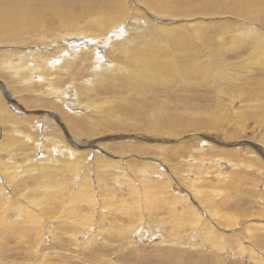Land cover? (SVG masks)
Instances as JSON below:
<instances>
[{"label": "rangeland", "instance_id": "374dc122", "mask_svg": "<svg viewBox=\"0 0 264 264\" xmlns=\"http://www.w3.org/2000/svg\"><path fill=\"white\" fill-rule=\"evenodd\" d=\"M127 1L126 17L113 22L119 24L115 27L127 26V31L114 37L108 34L111 42L99 46L104 48L102 52L97 47L93 55L76 59L60 53L69 51L66 45L70 46L74 39L93 38L92 35L101 33L87 31L91 35L87 34L82 30L84 23L72 31H59L47 37L40 34V40L33 43H28L24 37L14 43L0 36V125L6 127L3 135L0 127V170L4 166L18 170L32 159L37 160L38 146L45 152L48 148L53 151L58 167H63L65 156L73 157L74 148L89 151L90 160L94 153H101L116 163L90 171L79 154H74L78 169L39 176V181L43 180L42 184L48 185L49 190L55 189L59 198L66 197L65 206L77 214L74 216L67 211L63 225L59 219L43 224L46 227L41 230V237L17 224L21 218L27 221L22 216L25 215L22 207L8 204L5 216L4 208H0V264H213L214 261L219 264L214 258L221 264H264V218L258 217L264 212L261 169L264 166V122L258 126L255 119L257 112L264 111V59L262 64L253 65L249 58L252 51L260 53L256 41L264 45V0H193L190 5L187 3L191 0H166L168 8L215 3L217 7L232 8L234 13L246 8L247 3L253 10V3L258 1L262 10L257 13L247 10V27L233 13L222 12L214 19L197 18L206 36L201 55L220 77L213 79L204 64L197 69V57L185 54L179 58L185 68L184 77L167 72L174 80L164 90L161 78L154 77L157 82L152 80V85L148 79L144 82L146 94L139 104L136 98L121 96L119 81L124 68L139 70L141 60L138 48L133 45L139 39L137 28L143 26L139 19L146 18L153 25L174 29L184 21V16L162 8L146 9L145 0ZM239 29L259 32L261 36L253 39L255 35L242 45H233L232 34ZM217 33L227 38L220 40ZM44 44L46 48H42ZM162 45L167 50L165 44ZM30 52L37 58L34 69H30L33 73L27 70L16 76L3 68L8 61L17 62L26 54L31 56ZM42 62L44 69L37 67ZM61 66L63 69L55 70ZM160 70L164 78L161 71H166L163 67ZM30 73L35 77L33 84L22 80L31 77ZM158 98L159 102L179 101L183 108L197 105L190 117L187 112L181 115L182 121H189L196 128H186L179 135L156 126L152 128V122L156 125L161 111L160 103L155 100ZM30 118L39 121L38 131L32 133L36 135L33 139L24 127V121ZM54 124L62 136L51 134ZM14 141L17 143L10 148L16 153L12 155L5 146ZM57 144L58 148L53 149ZM216 150L232 152L236 158L215 155ZM253 160L259 161L261 166ZM131 162L133 167L128 166ZM143 169L147 180L140 175ZM235 171L258 178L261 186L250 188ZM25 179L32 189L18 186L13 194L22 198L20 200L31 195L32 198L42 197L44 189L33 193L37 176L33 180L30 176ZM128 181L133 185L125 184ZM160 181L168 184L167 188L160 186L161 191L153 187ZM86 184L89 189L93 188L92 196L83 192ZM253 191L259 195L255 196ZM207 196L214 205L221 202L220 211L217 210L220 222L210 217ZM6 198L9 201L11 194ZM101 202H105L104 208H100ZM146 205L147 214L150 209L157 213L143 217L142 209ZM56 206L59 208V203ZM190 207L194 213L189 212ZM226 208L234 213L235 225H226L227 216L222 214ZM247 211L253 216L241 217ZM30 212L41 220L46 219L47 213L35 207ZM196 215L200 216L199 220ZM134 220H141L139 226L129 227V230L127 227L133 225ZM75 226H79L77 233L73 230ZM103 232L108 233L107 241ZM24 236L28 238H22ZM101 237L108 247H104ZM209 237H213L221 249L208 242ZM239 245L246 251L242 259L240 252L231 251L238 250Z\"/></svg>", "mask_w": 264, "mask_h": 264}, {"label": "bare ground", "instance_id": "6f19581e", "mask_svg": "<svg viewBox=\"0 0 264 264\" xmlns=\"http://www.w3.org/2000/svg\"><path fill=\"white\" fill-rule=\"evenodd\" d=\"M192 2L193 0L186 3L190 5ZM127 3H128L127 0H109V2L108 0H17V1L0 0V36L8 37L14 43H18L19 39L24 37L28 39V43H33V42H38L40 40V34L47 37L48 35L59 31H72L80 28V25L83 23L85 24V27H83L84 29L82 30H85L86 32L101 31V33L92 35L94 36L93 38L83 37L79 39H74V41L70 43L71 44L70 46L69 44L66 45L69 51L60 52L61 54L64 53V55L67 54L68 57L71 56L72 58L76 57V59H78L81 56H87L90 54L93 55L97 47L99 51L102 52L104 48H101L99 46L100 45L104 46L111 42L112 38H108L107 37L108 34H110L111 37H114L116 35H119L121 31L124 32L127 31V26L124 27V25L122 24L118 27H115L114 25H119V24L113 23L115 21L122 20L121 18L123 17H126V14L129 9ZM19 4L20 5L23 4V6L19 7L18 6ZM144 4H147L145 5L147 7L146 9L148 8L150 9V7L162 8L164 11H170L174 15L184 16L183 18L184 21L179 23V25L174 29H168L165 25H153V23L149 20L152 23L151 24L146 18L139 19V22L143 24V26L137 28V36L139 37V39L138 40L136 39L135 42L133 43V45L138 48L137 55L138 58L141 60L140 64H138L139 70L131 71L129 68H124L123 74L119 79V81L122 83V89H120L121 96L136 98L138 104L139 101L142 99L143 95L146 94V91L144 89V82L147 81L148 79L150 84L152 85L153 84L152 80L155 79L154 77H157V79L161 78L164 82V88H163L164 90L168 88L170 85L169 83L173 82L174 80L166 75L167 72L184 77L185 68L182 65L179 58L183 57V55L185 54H192L197 57L198 59V62L196 64L197 69H200L204 64L206 71L208 72V74H210L213 77V79H217L218 77H220L213 68L206 65L205 59L203 60V56L201 55L202 53L201 49H203L206 46V40H205L206 36L204 35L202 28L199 27V23H197L198 22L197 18L201 19V16H209L208 18L214 19V17L217 14L222 12L233 13V16L236 17L237 20L244 23L243 26L247 27V23H249V21L247 20V10L250 9L251 12L253 11L255 13L262 10V4H260V2L258 1L253 3L254 5L253 10L252 7L249 6V3H247L246 8L243 9L241 8V10H238L237 13H234L235 10H232V8L229 7H217L215 3H211L206 6H203L201 3H197L193 5V7L181 5L172 8H168L169 5L166 0H145ZM38 6L40 7L38 8ZM193 16H198V17H193ZM155 17L156 16H153V18ZM189 17H193V18L188 19ZM90 21L92 23H90ZM129 30L131 31V28ZM87 34L89 33L87 32ZM215 35H218L220 40H224L225 38H227L225 34L217 33ZM232 35L234 36L233 45L239 43L240 45H242L247 41L252 40V37L255 35L257 36L253 37V39L254 38L257 39L258 35L261 36V33L260 34L259 32L252 33L251 31L241 32L239 29V31L234 32ZM162 43L165 44L167 50H165ZM256 43L258 44L257 47L259 48L260 53L257 54L254 53L253 51L251 52L249 58L252 59L253 65L262 64L261 62L264 59V52H262L264 51V45L258 43L257 41ZM44 47L46 48L45 44L44 46H42V48ZM198 52L200 54V57L198 56ZM30 53H32L31 56L29 54H26L17 62L15 61L6 62L3 65V68L9 71H13V74L15 73L14 75L16 76L23 75L22 73L27 72V70L31 71L32 69H34L37 58L34 57L33 55L34 52H30ZM129 60H131L130 57ZM44 65L45 64L42 62V64H38L37 67H41L42 69H44ZM162 67L166 72L161 71ZM59 69H63V67L61 66L55 68V70H59ZM159 70L164 73L163 75L165 76L164 78L160 75ZM175 70H177V72H174ZM33 71L31 72L33 73ZM203 75H204V71L202 70V76ZM22 80L23 82L33 84V82L35 81V77L32 74L31 77ZM124 93L127 94L125 95ZM155 100L159 102L158 101L159 98ZM164 100L165 101L161 100L159 102L161 105V111L159 116L156 117V125H154V122H152L151 124L152 128L155 129L156 126L174 135L181 134L186 128H191V129L196 128V126L193 123L189 121H182L181 115L184 114V112H187L188 114L187 116L190 117L191 114L197 110L195 108L197 107V105L195 107L193 106V108H188V107L183 108L181 106L182 104L179 101H172L168 99L167 100L164 99ZM14 107L15 108L19 107V105ZM153 108L154 111H156L157 108L154 106ZM162 119L164 120L161 121ZM183 119H185V117ZM255 119L258 126H260L261 123L264 122V111L261 110L257 112ZM35 120H36L35 118H30L24 121L25 122L24 127H26L25 128L26 134L32 137V139L36 138V135L32 136V133L35 130L38 131L37 126L39 121H35ZM60 120L61 119L59 118V121ZM0 127H1V135H3L4 131L6 130L5 129L6 127L3 125L2 126L0 125ZM52 130H53L51 133L52 135L62 136L59 127L57 125L55 124L52 125ZM195 138H198V136H196ZM63 139L64 138H62V144L64 145ZM15 143H17V141L8 144V146L7 145L5 146L8 147L6 151H8L9 154L11 153L12 155H15L16 153V152L14 153L15 150L11 151L10 148V146H15L14 145ZM56 148H58V144L57 146L55 145L53 149ZM38 149L40 151V155L37 158V160L32 159L27 163L25 162L26 164L19 166L18 170H9V168H7L6 166H4L5 168L3 170H0V172L2 171V173H0V178H1L0 181H2V183H0V208H4L3 215L5 216L7 212L5 208L6 206H9L8 204H10L9 207L14 205L18 207H22V212H25V215L22 216H24L27 219V221L21 218L19 220L20 222H18L17 224L23 225L25 229H28L29 231H34L32 233H36L41 237V230L43 229V227L44 228L46 227L45 225L43 226V224L52 222L54 221V219H59V221L63 225L65 222L63 216L67 211L69 212V214L77 216L75 212L71 211L65 206L67 201L66 197L59 198V196H57V191L55 189L52 190L50 189L51 190L50 191L47 188L48 185H44V183L42 184L43 180L39 181L41 176L50 175V173L53 172H55L54 174H58V173L60 174L61 172H72L74 168L78 169V167L76 166L79 165V162L77 160H74L75 158L74 154H79V157H81V161L83 162V165H86L85 167H88L90 171L93 168L96 169L108 168L110 166H114L113 164L116 163H113L110 159H106L101 153L100 154L94 153L92 160H90L89 151H80L79 150L80 148L78 149L74 148L71 150L73 157L69 158L68 155L65 156L63 167H58V159L57 156H53V151L50 152L48 148V151L45 152L43 150H40L39 146ZM20 153L23 154L22 152ZM214 154L228 156V158L231 159L236 158V155L234 153L225 150H216ZM45 157L47 159H45ZM253 161L254 164H258L261 166V163H259V161L257 160H253ZM128 166L133 167V163L131 162V165ZM115 167L121 168V165H116ZM261 169L264 175V166H261ZM141 171L142 172H140V175L143 174V178L147 180V177L145 176L147 173H144L146 170L143 169ZM234 174H237L238 176L241 175V179L246 184H249L250 188L261 186V182L258 178H249L247 174L244 173L240 174L239 171H235ZM28 176H30L31 179L32 178L35 179V177L37 176V182L34 184V189H33L35 192L33 193H36L37 190H42V189H44L45 193H43L42 197L39 198H32L31 195L27 197L25 200H20L22 198H20L19 196L13 193L15 190L18 189V186H22L25 189H29V190L32 189L30 188L27 180L25 179ZM143 178L142 180H144ZM31 184L33 185V183ZM125 184L133 185V182L128 181ZM60 185L62 187V184ZM160 186L162 187L166 186L167 188L168 184H166L163 181L156 182L153 184L154 189L157 190H160ZM85 189H89L87 184L85 185ZM85 189H83V192L86 193L87 196H92L90 191L93 188H90L88 191H86ZM144 189H146L147 191L148 188L145 186ZM203 193L208 194L207 191H203ZM252 193L255 196L259 195L258 192L253 191ZM8 194H11L12 196V198L9 201L6 198ZM92 202H94V200ZM58 203L60 205L59 208L56 206ZM209 203L211 205L210 209L208 210L210 212V217L220 222V220L218 219L219 215L217 210L220 209L219 205L221 204V202L214 205L213 200L209 198V196H207L206 205L209 206ZM135 204L137 205V200H135ZM48 205L49 207H47ZM94 205L97 206V203H94ZM104 205L105 202H101L100 208H104ZM32 207L37 208L38 210L42 211L44 214L47 213V216L45 217L46 219L41 220V218L38 215L31 213L30 210ZM189 212L194 213L195 210L192 207H190ZM156 213L157 211L155 209H150L149 214H147V205L144 206L142 209L143 217L145 215L154 216ZM222 214L224 216L226 214V216L228 217V218L226 217L225 219V223L227 226L235 225L233 221H235L236 218L234 219L232 218V215L234 213L230 211V209L226 208L225 211H222ZM243 216L248 218V217H252L253 214L247 211L241 214V217ZM258 217L264 218V212L261 211V213L258 214ZM196 218L199 220L200 216L196 215ZM178 219L180 223H182L183 226H185L184 222H181V218ZM140 221L134 220L133 225L131 223V225H129L127 228L129 230H130L129 227L135 229L136 225L139 226ZM162 221L165 220L162 219ZM142 224H144V222ZM38 225L39 226L42 225L41 228ZM77 227L79 226H75L73 228L75 233L79 231ZM5 229H7V227L4 228V230ZM100 233H102V231H100ZM103 233H104L103 238L107 241L108 233L107 232H103ZM212 233L214 234V232ZM204 237H208V236L204 235ZM22 238H28V237L24 236ZM103 238L101 240H103L104 247L106 248L108 247V244ZM90 240L94 241L93 239ZM207 240L208 242L214 244V247H216V249H221L220 245L216 244V240H214L213 237H209L207 238ZM252 245L255 248L257 247V245L254 243H252ZM90 248L93 249L91 246ZM231 251L233 253H236V251L240 252L242 254L240 256L241 259L244 257L243 254L246 252L245 249L240 245L238 250L233 249ZM214 260H217L218 263L221 264L217 258H214ZM216 263L217 262L214 261L213 264ZM230 264H237V263H230Z\"/></svg>", "mask_w": 264, "mask_h": 264}]
</instances>
